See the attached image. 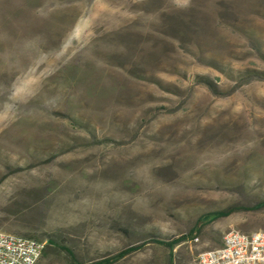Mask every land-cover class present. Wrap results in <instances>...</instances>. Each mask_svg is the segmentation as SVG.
Returning <instances> with one entry per match:
<instances>
[{
    "label": "rangeland",
    "instance_id": "obj_1",
    "mask_svg": "<svg viewBox=\"0 0 264 264\" xmlns=\"http://www.w3.org/2000/svg\"><path fill=\"white\" fill-rule=\"evenodd\" d=\"M247 69L264 72V0H0V231L43 237L38 264L134 245L114 264H170L155 240L264 200V76ZM231 230H264V209L176 263Z\"/></svg>",
    "mask_w": 264,
    "mask_h": 264
},
{
    "label": "built area",
    "instance_id": "obj_2",
    "mask_svg": "<svg viewBox=\"0 0 264 264\" xmlns=\"http://www.w3.org/2000/svg\"><path fill=\"white\" fill-rule=\"evenodd\" d=\"M199 239L196 238L195 241ZM45 243L0 231V264H38ZM198 264H264V230H231L221 247L203 251Z\"/></svg>",
    "mask_w": 264,
    "mask_h": 264
},
{
    "label": "trees",
    "instance_id": "obj_3",
    "mask_svg": "<svg viewBox=\"0 0 264 264\" xmlns=\"http://www.w3.org/2000/svg\"><path fill=\"white\" fill-rule=\"evenodd\" d=\"M240 75V79L243 78H247V79H252V78H256V77H262L264 76V72L256 70V69H247V70H243V71H239L238 72ZM199 80L201 82H204L208 85H212V82L207 79L206 77H200ZM264 209V200L258 201L256 204L251 205V206H246V205H232L229 206L225 209H221V210H215L212 212H208L203 214L200 218H199V223L198 226H196L194 229H192L188 234L185 235H181L179 237H176L174 239H170V240H165V239H157L154 242L156 244L162 245L166 248L169 249L171 256H175V250L178 246H180L181 244H183L184 242L189 241L190 236L192 237L193 240H195L198 237H195L196 235L199 236L201 235L203 229L207 226H210L212 224H214L215 222L228 218L231 215H233L234 213L237 212H241V211H259ZM22 211H18L16 214L17 215H22ZM26 216V214L24 215ZM24 236L29 237V238H33L36 239L38 241H43L44 238L40 237V236H36V235H30L29 233H26ZM51 242V241H50ZM143 247V245H134V246H129L121 251H119L118 253L108 256V257H104L100 260H97L95 262H92L90 264H114L122 259H124L125 257H127L128 255L132 254L135 251L140 250ZM63 250L67 251L71 256L74 257V255L72 254V252L65 248V247H61ZM74 264H80L78 262L77 259H75V257L73 258ZM177 264V263H175Z\"/></svg>",
    "mask_w": 264,
    "mask_h": 264
},
{
    "label": "crops",
    "instance_id": "obj_4",
    "mask_svg": "<svg viewBox=\"0 0 264 264\" xmlns=\"http://www.w3.org/2000/svg\"><path fill=\"white\" fill-rule=\"evenodd\" d=\"M175 253V256H171V253H170V251L168 252V254H169V263L170 264H175L176 263V259H177V257H176V250L174 251ZM104 258V257H103ZM100 260V259H99Z\"/></svg>",
    "mask_w": 264,
    "mask_h": 264
}]
</instances>
